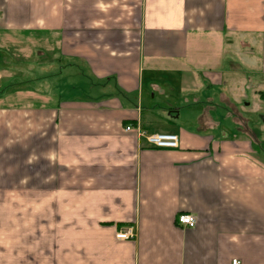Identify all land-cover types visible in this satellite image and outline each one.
<instances>
[{
    "label": "crops",
    "instance_id": "obj_1",
    "mask_svg": "<svg viewBox=\"0 0 264 264\" xmlns=\"http://www.w3.org/2000/svg\"><path fill=\"white\" fill-rule=\"evenodd\" d=\"M7 42L0 264H264V0H0Z\"/></svg>",
    "mask_w": 264,
    "mask_h": 264
},
{
    "label": "built area",
    "instance_id": "obj_2",
    "mask_svg": "<svg viewBox=\"0 0 264 264\" xmlns=\"http://www.w3.org/2000/svg\"><path fill=\"white\" fill-rule=\"evenodd\" d=\"M127 129H132V126H127ZM142 134L146 136L147 141L159 148H175L179 146V136L176 133L171 132H154L147 133L143 130H140ZM178 222L187 226H195L197 223V218L190 213H181L178 215ZM118 239H132L135 237V233L131 226L127 227L124 230H120L116 233ZM233 264H240L238 259H233Z\"/></svg>",
    "mask_w": 264,
    "mask_h": 264
},
{
    "label": "rangeland",
    "instance_id": "obj_3",
    "mask_svg": "<svg viewBox=\"0 0 264 264\" xmlns=\"http://www.w3.org/2000/svg\"><path fill=\"white\" fill-rule=\"evenodd\" d=\"M4 46H5V49H3V51H2V56L0 58V66H2L1 63H3L5 60L12 62L14 64L13 67L16 70L23 71L22 74H18L14 78L13 84L16 83L17 85H20V86L27 84L26 80L29 79L31 76L30 69H32V67H31L32 63H34L35 61L31 62V59H29L27 57H23V54H24L23 51L20 52L21 47H19V49L16 47H13V44L9 43V42L4 43ZM46 65L43 64L44 67H46ZM178 93H179V90L177 92L173 93L170 99L164 98V100H166V101L178 100V99H180V96Z\"/></svg>",
    "mask_w": 264,
    "mask_h": 264
}]
</instances>
